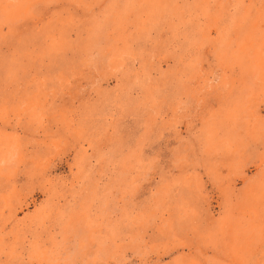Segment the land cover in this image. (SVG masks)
I'll use <instances>...</instances> for the list:
<instances>
[{
  "label": "rangeland",
  "instance_id": "obj_1",
  "mask_svg": "<svg viewBox=\"0 0 264 264\" xmlns=\"http://www.w3.org/2000/svg\"><path fill=\"white\" fill-rule=\"evenodd\" d=\"M0 264H264V0H0Z\"/></svg>",
  "mask_w": 264,
  "mask_h": 264
}]
</instances>
